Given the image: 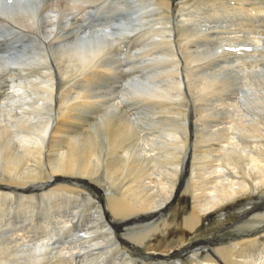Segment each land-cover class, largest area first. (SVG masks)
I'll use <instances>...</instances> for the list:
<instances>
[{"label":"bare ground","instance_id":"1","mask_svg":"<svg viewBox=\"0 0 264 264\" xmlns=\"http://www.w3.org/2000/svg\"><path fill=\"white\" fill-rule=\"evenodd\" d=\"M54 1L0 0V264H217L214 253L227 249L228 264L264 263V78L255 86L241 77L247 58L261 53L264 61V39L254 36L264 34V0H237L239 10L230 0H175L177 18L191 23L176 29L178 46L170 0H64L63 14ZM141 6L165 15L147 38L126 29L144 22ZM182 67L204 143L188 155L192 173L181 170L185 146H175L190 139L182 127L142 143L150 130L141 124L158 121V112L170 121ZM234 103L244 115L235 131L213 118ZM60 114L65 126L96 131L81 138L77 130L72 147L56 150L67 133L57 129ZM187 178L192 208L177 210ZM52 190L105 205L80 216L75 200Z\"/></svg>","mask_w":264,"mask_h":264},{"label":"rangeland","instance_id":"2","mask_svg":"<svg viewBox=\"0 0 264 264\" xmlns=\"http://www.w3.org/2000/svg\"><path fill=\"white\" fill-rule=\"evenodd\" d=\"M54 0H42V2H46V5H51V4H54L55 5V1L53 2ZM57 1H59L60 2V4H63V3H65V1L64 0H57ZM61 1L63 2V3H61ZM166 1H168V0H166ZM174 1L175 0H170V3H171V6H172V9H173V7H175V9L173 10L174 11V13H172L171 14V12H170V7H169V9H167V7H166V9L168 10V14H169V18H171V23H170V25H171V27H172V30L174 31V33H175V37H174V41H175V45H177L178 46V38H181L177 33L180 31V29H182V28H188L189 27V24H191V23H188L187 22V18L186 17H184V16H182L181 17V19H179V18H177V13L176 12H178V5H177V3H174ZM235 1H237V0H230V1H228L227 2V4L229 5L230 4V8H236V9H240L241 8V6H239L238 4L239 3H236ZM253 1H256V0H253ZM232 2V3H231ZM238 2V1H237ZM179 3H181V2H179ZM44 4V3H43ZM173 4V5H172ZM176 4V5H175ZM65 5L66 6H69L70 4H68V3H65ZM65 5L63 4V5H61L62 6V9H61V12H62V14L63 13H65L66 12V9L64 8L65 7ZM181 5V4H180ZM238 5V6H237ZM44 6H45V4H44ZM93 7H95L94 5H92ZM166 9H161V10H166ZM139 15L138 16H136V17H138L139 18V16H142L143 18V21L146 23H144V22H140L141 21V19L139 20L138 18V20H139V22L137 21V22H134V25L133 26H130V27H127L126 29L129 31V33L131 34V35H133L134 33L136 34V33H139V34H143V36H147L146 35V33H148L149 31L151 32V31H156V23H155V25H154V22H156V19L158 20V22H159V17H161V15L162 16H165L164 15V13H163V11L162 12H160V13H157L156 14V12H157V10L155 9V8H152V7H150V6H145V7H143V6H141V8H139ZM143 13V14H142ZM146 14V15H145ZM174 16V17H173ZM158 17V18H157ZM148 18V19H147ZM151 20H150V19ZM145 19V20H144ZM178 19V20H177ZM150 20V21H149ZM181 20V21H180ZM148 21H149V23H148ZM226 22V21H225ZM139 25H138V24ZM150 24L151 25V27H149V25L148 24ZM181 23H183V24H181ZM136 24V25H135ZM142 24V25H141ZM179 26H178V25ZM148 25V26H147ZM176 25V26H175ZM138 26H140L141 27V29H137L138 28ZM178 26V28H176ZM181 26V27H180ZM226 25H224V27H225ZM139 27V28H140ZM180 27V28H179ZM136 28V29H135ZM176 29H178V32H177V30ZM197 31L199 30V26L198 27H196L195 28ZM136 30V31H135ZM139 30V31H138ZM141 30V31H140ZM201 30H205V29H203L202 27H201ZM232 30V26H230L229 27V32ZM131 31H132V33H131ZM134 31V32H133ZM254 32H256V30H254ZM126 33V32H125ZM191 35H192V33H195L196 34V32L195 31H193V30H191L190 32H189ZM128 35V34H127ZM128 36H130V35H128ZM254 36L255 37H257L259 40V42H262L263 41V39H264V34H261V33H258V34H255L254 33ZM261 36V37H260ZM147 38V37H146ZM136 40H137V42H139V44L143 47V41H141V39L139 38V37H137V38H135ZM148 41H153L152 39L150 40V39H147ZM239 41V39H236V40H234L233 42L234 43H237ZM259 42H258V44H259ZM237 46V45H236ZM236 46H233L232 47V49H234L235 51L237 50L236 48H234V47H236ZM124 47V46H123ZM243 48V51H247V52H249V51H251L250 49H249V47H242ZM179 51V50H178ZM233 51V50H232ZM53 52H56V51H53ZM260 54L261 53H258L257 54V58L259 59V57H260ZM180 55H181V52H177V56L178 57H180ZM182 57V56H181ZM248 59V62L247 63H244L243 65L245 66V74L244 73H242V75H241V77L243 76V82L244 83H251V84H253L254 83V85L255 86H258V85H260V82L262 81H260V79L261 78H264V73H262V72H259V71H257L258 69L259 70H262L263 71V68H261V67H263L264 66V61H263V59H256L255 61H251L249 58H247ZM179 60L181 61V60H183V58H179ZM258 60V62H256ZM254 62H256V63H254ZM121 63V62H120ZM260 64V65H259ZM123 65L125 66L126 64H124L123 63ZM259 65V66H258ZM139 68V67H138ZM258 68V69H257ZM192 72H194L193 70L190 72V73H192ZM189 73V74H190ZM188 74V75H189ZM253 74V75H252ZM254 74H256V75H254ZM127 75H129V74H127ZM187 75V76H188ZM186 75L184 74V68L182 67V70H181V73H180V81H179V83H177V85L178 86H176L177 88L175 89V92H178V93H176L177 94V100H176V102H175V106H171V108H168L167 110H168V112H170L171 114H170V121L168 122V123H164V122H162L161 121V119L162 118H164V116H163V114L164 113H162V112H158L157 113V115L156 114H154L156 117H157V119H158V121H154L153 123H151V124H149V125H147L146 127H144V125H142L141 124V127H143V128H145V129H149L150 131L148 132L149 133V137H147L146 138V136H144V138L142 139V143H145V142H148V141H151V140H155V138H156V140L158 139V137L159 136H161V135H169V134H173V135H175V131H177L180 127H182L183 128V130H184V132L186 131V133H188L189 132V134L191 135L190 136V139H189V141L187 142V141H183V140H180V141H175V146L176 145H178V144H182V145H184L185 147H184V149L186 148V150L184 151V154H183V150H182V148H180V152H181V154H183L182 155V162H181V170H184V171H190V173H192V171L193 170H196V168H197V165H195V161H193V159H187L191 154H192V152L195 150V148L197 147L199 150L202 148V145L204 144L203 142H201V137H200V135H199V133L196 131V122H194V121H196V120H198V116L195 114V109H196V102H195V99H194V95L192 94V95H189V93L187 92V90L185 89L187 86H188V84H186ZM57 83H56V89H55V92H57L56 90H58L59 89V86L61 85V82H59V80H57L56 81ZM59 82V83H58ZM57 84H58V86H57ZM181 85V86H180ZM183 87V88H182ZM260 87V86H259ZM181 90V91H180ZM181 93H183V94H181ZM240 93V91L237 93V96H238V94ZM180 94V95H179ZM230 94V93H229ZM182 95V96H181ZM119 96H120V93L119 94H117L116 95V100L118 99L119 101L121 100V98H119ZM181 98H180V97ZM96 97H97V93H96ZM100 98V100H101V97H97V99H99ZM115 100V99H114ZM90 101H92V102H94L93 100H91L90 99ZM177 104V105H176ZM122 106H124V104H122ZM176 106H178V108L176 107ZM194 106V107H193ZM125 108H127V106H124ZM175 107V108H174ZM225 107V106H224ZM224 107H222V108H224ZM222 108H220V111H221V109ZM226 109H227V111L225 112V113H220L218 116H216V117H213V118H215V120H220V121H222L223 123H224V125L226 126V127H230V128H232L234 131H235V129H237V127H239V125L241 124V118L244 116H237V104L236 103H234V105H233V108H229V106L228 105H226V107H225ZM178 109V110H177ZM182 110V111H181ZM189 111V112H188ZM182 113V114H181ZM82 114L83 115H87L84 111H82ZM179 114V115H178ZM223 114V115H222ZM227 114H230V119L228 120V122L226 123V122H224L225 120H224V117L227 115ZM57 115V114H56ZM101 116V115H100ZM151 116V115H150ZM174 116V117H173ZM179 116V117H178ZM189 116V117H188ZM60 120L61 121H59V124H58V127H57V129L60 131L61 129H66V131H67V133H66V135L65 136H62V137H59V139H57L56 141H55V143H54V145H53V148L54 149H56V150H67V147H72V145H70V144H72L71 142H73L74 141V138L72 139V137L74 136V134H76V133H78V132H82V130H83V132L84 133H82V135H79V137L81 136V138L82 137H84V135L85 134H87V133H90L89 132V130L90 131H92V132H94V131H96L95 129L97 128V125L96 126H94V127H96V128H92V130H91V127L90 128H86L85 130H84V128L85 127H83L82 125H80V123H76L75 125H72V126H65V123H64V120H65V118H66V116H64V114H60ZM197 117V118H196ZM58 118V117H57ZM175 118V119H174ZM101 118L100 117H97L96 118V120H100ZM142 119H144V121L145 120H149L150 119V117L148 116V117H142ZM174 119V120H173ZM182 119V120H181ZM212 119V118H211ZM222 119V120H221ZM172 120V121H171ZM83 121H85V120H83ZM174 121V122H173ZM177 121V122H176ZM61 122V123H60ZM87 124H90V126L92 125V123L91 122H87V121H85ZM179 122V123H178ZM193 122V123H192ZM176 123V124H175ZM215 124V123H214ZM230 124V125H229ZM172 125V126H171ZM79 126V127H78ZM164 126H165V128H164ZM186 128H185V127ZM62 127V128H61ZM179 127V128H178ZM225 127V128H226ZM81 128V129H80ZM153 128V129H152ZM161 128V129H160ZM163 128V129H162ZM69 129V130H68ZM160 129V130H159ZM169 129V131L168 132H166L167 130ZM56 131V132H59V131ZM71 130V131H70ZM74 130V131H73ZM78 130V132H76ZM172 130V131H171ZM162 131V132H161ZM161 132V133H160ZM152 133V134H151ZM195 133H197V134H195ZM27 134V136H28V133H26ZM67 134H68V136H67ZM151 134V135H150ZM193 134V135H192ZM71 135V136H70ZM197 135V136H196ZM64 137V138H63ZM77 137V136H76ZM195 137H196V139H195ZM67 138V139H66ZM69 138H70V140H69ZM154 138V139H153ZM241 138V137H240ZM61 139V140H60ZM63 140V141H62ZM73 140V141H72ZM198 140V141H197ZM58 141V142H57ZM60 141V142H59ZM71 141V142H70ZM192 141V142H191ZM195 141V142H194ZM69 142V143H68ZM60 143V144H59ZM192 143V144H191ZM57 144H59V145H57ZM67 144V145H66ZM69 144V145H68ZM80 143H78L77 145H79ZM189 144H190V146H189ZM192 145V146H191ZM197 145V146H196ZM55 146V147H54ZM201 146V147H200ZM56 147H58V148H56ZM182 147V146H181ZM189 155V156H188ZM54 158L56 157V155H54L53 156ZM185 157V158H184ZM184 158V159H183ZM53 159V158H52ZM49 160V161H48ZM192 160V161H191ZM50 161H51V159L49 158V155L47 154V152H46V158H45V160H44V162H43V164L42 165H44V166H42V168L44 169V170H47L49 167L48 166H50ZM193 164V165H192ZM159 165H161L163 168H166V167H170V168H173V166H170V165H165L164 164V162H160L159 163ZM184 165V166H183ZM182 166H183V168H182ZM162 167H161V169H162ZM166 170L167 171H169L167 168H166ZM187 181V182H186ZM193 183V180L192 179H184V181H183V202L179 205V207H177V210H180V208H182V207H185V208H187L186 210H188V211H190L191 210V208H192V204H193V196H194V193H195V186H194V183ZM82 191H84V189L82 190ZM48 192V191H47ZM104 192V191H103ZM186 192V193H185ZM190 192H192V193H190ZM93 194L95 193V191L94 192H92ZM188 193V194H187ZM48 194L50 195V196H52L53 198H62V199H64V200H67V201H71V202H73L74 200V202H73V207H75L76 209L78 208V210H79V212H80V216H81V214L83 213V212H85V210H89L92 206L94 207V210L93 211H96L95 209H97L98 210V208H99V206H101V207H103V205H105V202L103 203V204H97V201H98V199H96L95 198V196H92L91 198H85V197H83L82 195H81V193H79V192H75L74 190L73 191H69V192H67L66 190H56V191H49L48 192ZM99 194V193H98ZM104 194H105V192H104ZM61 195V196H60ZM72 196L73 198H71L70 199V197L69 196ZM75 195V196H74ZM99 197L101 198V199H103V197H101V195L99 194ZM75 198V199H74ZM92 198H93V200H92ZM189 199V200H188ZM105 201V200H104ZM191 201V202H190ZM93 202V203H92ZM77 203V204H76ZM28 204H30V206L33 204H36L35 202H30V203H28ZM38 207H36V210L37 211H40V205L39 204H36ZM32 207V206H31ZM32 210H33V208H32ZM92 210V209H91ZM92 211V212H93ZM61 214H62V216L64 215V213H62V212H60ZM47 216V213L45 212L44 213V217H41L40 216V214H39V218H41L42 219V221H39V222H37V224L39 225V224H43V220H46L48 217H46ZM65 216V215H64ZM66 217V216H65ZM13 221H15L14 219H13ZM80 222H82V219L80 218V221H79V224H80ZM149 226H151V225H149ZM76 228V227H75ZM149 228H151V227H149ZM38 236H40V234L38 235ZM256 245V244H255ZM259 249H261L262 251H264V245H261V244H258V246H257ZM228 251H230V252H228ZM230 253H231V250L230 249H227V250H225V252L224 253H214L215 254V256L217 257V264H228V261H229V256L227 255V254H229L230 255ZM237 254V253H239L238 252V250H237V252H234L233 254ZM238 256H240V254H237ZM226 256V257H225ZM237 256V257H238ZM241 257V256H240ZM108 258V257H107ZM226 258V259H225ZM258 259H260V257L259 258H256L255 259V261L257 260L258 262H256L257 264H264L261 260H258ZM241 260H242V258H241ZM75 264H77V261H75L74 262Z\"/></svg>","mask_w":264,"mask_h":264}]
</instances>
